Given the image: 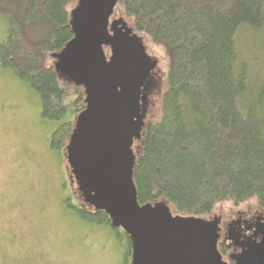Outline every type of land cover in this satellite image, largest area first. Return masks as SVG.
Instances as JSON below:
<instances>
[{
    "label": "trees",
    "instance_id": "16d2710c",
    "mask_svg": "<svg viewBox=\"0 0 264 264\" xmlns=\"http://www.w3.org/2000/svg\"><path fill=\"white\" fill-rule=\"evenodd\" d=\"M74 1L0 0L8 23L0 64L35 90L44 118L58 121L50 146L65 152L86 106L84 86L57 70L53 55L74 36ZM112 18L164 58V77H149L150 113L133 146L139 202L166 201L174 214L206 218L221 203L255 201L264 212V0H118ZM242 28L256 46L252 55L239 47ZM160 82L166 88L152 117ZM68 184L73 196L64 205L126 239L124 264H131L129 233L86 199L75 178Z\"/></svg>",
    "mask_w": 264,
    "mask_h": 264
},
{
    "label": "water",
    "instance_id": "95a60500",
    "mask_svg": "<svg viewBox=\"0 0 264 264\" xmlns=\"http://www.w3.org/2000/svg\"><path fill=\"white\" fill-rule=\"evenodd\" d=\"M117 2L79 0L71 9L74 36L53 54L56 69L86 93L65 152L72 174L86 199L129 233L131 264H228L218 248L219 217L174 214L166 201L138 200L133 146L157 59L140 35L112 18ZM239 255L242 264H264V231Z\"/></svg>",
    "mask_w": 264,
    "mask_h": 264
},
{
    "label": "rangeland",
    "instance_id": "374dc122",
    "mask_svg": "<svg viewBox=\"0 0 264 264\" xmlns=\"http://www.w3.org/2000/svg\"><path fill=\"white\" fill-rule=\"evenodd\" d=\"M7 24L0 15V42L6 38ZM247 34L242 28L239 47L252 55L256 46L246 40ZM145 43L148 54L158 58L154 77H164L160 48L150 40ZM165 88L162 82L152 89V117ZM57 124L42 116L35 90L0 64V264H124L126 239L120 240L108 225L79 218L64 205V198L73 196L68 182L73 184L74 178L65 151L50 146ZM231 205L218 204L213 213L225 221L236 209ZM248 206L259 208L255 201L240 208Z\"/></svg>",
    "mask_w": 264,
    "mask_h": 264
},
{
    "label": "flooded vegetation",
    "instance_id": "af4514ba",
    "mask_svg": "<svg viewBox=\"0 0 264 264\" xmlns=\"http://www.w3.org/2000/svg\"><path fill=\"white\" fill-rule=\"evenodd\" d=\"M154 70H152L153 75ZM231 206L236 209L225 221L221 214L214 213L211 218H220L218 248L223 259L228 264H242L239 255L242 250L248 243L259 241L263 237L264 212L257 207L240 208L241 204Z\"/></svg>",
    "mask_w": 264,
    "mask_h": 264
}]
</instances>
